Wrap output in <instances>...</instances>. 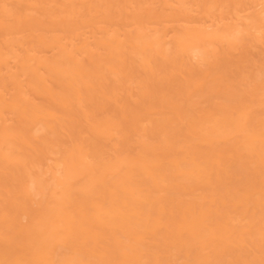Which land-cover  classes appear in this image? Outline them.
Wrapping results in <instances>:
<instances>
[{"label":"rangeland","instance_id":"1","mask_svg":"<svg viewBox=\"0 0 264 264\" xmlns=\"http://www.w3.org/2000/svg\"><path fill=\"white\" fill-rule=\"evenodd\" d=\"M262 135L264 0H0V264H264Z\"/></svg>","mask_w":264,"mask_h":264},{"label":"bare ground","instance_id":"2","mask_svg":"<svg viewBox=\"0 0 264 264\" xmlns=\"http://www.w3.org/2000/svg\"><path fill=\"white\" fill-rule=\"evenodd\" d=\"M262 137H264V136H263V135L260 136V138H262ZM263 139H264V138H263ZM261 140H262V139H261ZM249 142H250V141H249ZM247 144H248V143H247ZM248 145H249V144H248ZM117 206H118V208L120 207V205H117ZM129 206H130V205H129ZM113 208H114V207H113ZM118 208H117V209L115 208V212H116V214H114V215H117V219H118V221H119V220L122 221V219H120V216H119V215H120V214H119V213H120L119 210L121 211V209L118 210ZM122 208H123V207H122ZM107 210H108V208H107ZM113 210H114V209H112L111 213L114 212ZM115 212H114V213H115ZM117 212H119V213H117ZM97 214H98V213H97ZM112 214H113V213H112ZM118 214H119V215H118ZM115 217H116V216H115ZM123 218H124V216H123ZM125 219H126V217H125ZM137 219H138V218H137ZM126 220H129V219H126ZM118 221H117V222H118ZM121 221H120V223H121ZM108 222H109V221H108ZM122 222H123V221H122ZM110 223H112V221H111ZM118 224H119V223H118ZM121 224H122V223H121ZM116 226H117V225H116ZM121 226H122V225H121ZM200 226H201V225H200ZM199 229H200V228H199ZM226 234H227V233H226ZM52 235H53V233H52ZM41 236H42V234H41ZM44 236H46V233H45ZM196 236H197V235H196ZM224 236H225V235H224ZM194 237H195V236H194ZM43 238H44V237H43ZM45 238H47V236H46ZM197 238H198V237H197ZM37 239H38V238H37ZM47 239H48V238H47ZM55 239H57V238L55 237ZM40 240H44V239L41 238ZM45 240H46V239H45ZM45 240H44V241H45ZM48 242H49V241H48ZM57 244H58V243H57ZM41 245H42V244H41ZM116 247H117V246H116ZM46 248H47V247H45V249H46ZM45 249H44V250H45ZM114 251H115V250H114ZM41 252H42V251H41ZM42 255H43V254H42ZM221 255H222V254H221ZM122 256H123V255H122ZM123 260H124V259H123ZM46 261H47V260H46ZM100 262H101V261H100ZM0 263H2L1 260H0Z\"/></svg>","mask_w":264,"mask_h":264}]
</instances>
